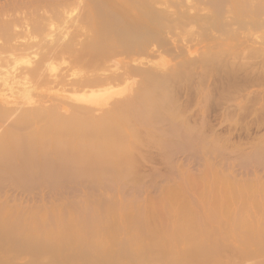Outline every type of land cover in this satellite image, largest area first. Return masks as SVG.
I'll return each mask as SVG.
<instances>
[{
    "label": "bare ground",
    "instance_id": "6f19581e",
    "mask_svg": "<svg viewBox=\"0 0 264 264\" xmlns=\"http://www.w3.org/2000/svg\"><path fill=\"white\" fill-rule=\"evenodd\" d=\"M20 2L22 1L9 0L0 6V64L6 60H4L5 57L6 61L12 62L9 68L0 70V86L2 88L6 86L3 89L0 87L1 190L5 189V186H12L14 189V186L19 185L27 189L35 182L57 189L66 183L83 181L89 182L90 185H103L104 182L108 185V182L122 189L127 182L129 186H132L133 184H130L133 180L138 181L136 176L133 180L128 176L131 174L128 171V165H130L128 160L132 157L130 150L135 148L132 146L136 143L142 142L138 143L139 139L136 138L138 126H149L146 128L151 129L149 132L151 133L152 125L161 124L165 118L163 111L168 103L167 101L163 103L167 96L165 97L163 94L165 91L161 88L165 85L159 86V83L167 76V72L160 80L161 76L155 74L157 71L150 69L151 65L155 67L154 64L159 63V60L156 59L155 63L148 59L149 53H153L152 50L155 49L154 47L150 50L148 45L152 43V46H155L153 39L157 35L159 38H156L160 39L162 34H170L172 29L180 25L202 21L197 22L199 23L197 25L207 32H214L209 36L219 45L227 43V39L240 40L239 45L234 44L237 46L232 52L235 57L237 56L235 51L240 54L244 49V52L246 50L248 52L250 48L259 50L257 48L264 47V37L260 38L258 35L259 38L256 36L258 40L254 39L257 32L253 33V39L250 36L248 39L243 33L245 36L242 37V35L239 38L238 32L239 28L251 31L259 30V28L263 30L261 28L264 27V0H184V3L183 0H38L35 2L26 0L24 2L36 9L32 24L28 17V20L22 22L23 17L26 16L25 14L22 16V12V17L15 14L13 7L17 10L16 6ZM72 3L73 7L69 8V13L74 16L70 19L69 30L56 36L34 34L42 30V20L47 18V12L53 10L54 14H59L65 7L72 6ZM182 3L186 7L185 10H181L183 7L180 9V5L183 6ZM40 7V11L37 10ZM195 7L197 10L193 11ZM76 8L77 12H75ZM9 9H12L13 13L6 14L12 11ZM199 10L202 11L199 13ZM241 30L239 29L240 32ZM204 34L206 35V32ZM249 35L252 36V34ZM162 37L161 41L154 40L160 43L164 50L165 37L168 43L169 37L167 35ZM215 41L213 45H216ZM246 43L249 46H246ZM160 45L158 44V47L156 45V49L160 48ZM34 47H40V52L33 49ZM231 47L233 46H230V50L227 51L231 52L233 50ZM171 48H168L170 50L165 48V51L172 52ZM174 51L176 52L177 49ZM218 52L216 55H221L222 52L219 54ZM249 52L247 55L250 56L251 52ZM177 53L175 56H179L180 53ZM223 53L227 54L225 50ZM38 54L40 57L35 61L34 58ZM45 54H51L53 58H57L58 62L43 64ZM208 54L207 52L208 59L216 60V56L208 57ZM211 54L215 55L213 52ZM239 54L238 57L241 56ZM251 54L253 57L254 53ZM245 57L242 56L241 59ZM207 58V62L210 63ZM233 59L236 58L233 57ZM246 59L242 61L248 63L251 60L248 58L246 61ZM262 59L261 57L260 60ZM149 60L154 63H148ZM219 60L217 61L222 63ZM183 61L187 63L188 59ZM232 61L231 58V63L236 60ZM226 63L230 64L229 61ZM250 63L248 64L253 65ZM61 64L63 67L59 68L62 71H58V66ZM180 64L183 63L180 62ZM211 64H214L213 61ZM18 65H21L19 71ZM216 65L210 66L212 69L213 67L217 69ZM161 66L163 67V63ZM240 66L243 68L242 72L246 70L242 65ZM250 67L247 71L251 72ZM261 67L256 68L261 69L263 73ZM231 68L233 69V66ZM16 71L18 75L22 73L19 79H16L17 76L15 78ZM178 73L176 71L175 74ZM238 74L241 75L240 72ZM169 76L171 73L165 78L169 79L166 80L167 83L170 81ZM224 76L225 73L223 78ZM161 83H165V80ZM12 84L20 87L14 90L17 85ZM133 85L137 87L134 86V88ZM157 88L165 98L163 102L162 97L155 95ZM4 89L9 93H6ZM35 90L38 91L35 92ZM110 103L115 105L113 104L111 108ZM97 109L103 112L96 114ZM170 113L166 112L167 116ZM176 128L172 129L173 132L177 131ZM141 129L140 132L143 131ZM171 129L169 128V131ZM145 131L147 130L143 132ZM170 132L169 137H172L173 133ZM178 134L176 136L181 133ZM150 137V141L155 142L152 139L153 134ZM184 139H182L184 142L187 141ZM157 140L160 141V139ZM203 141L206 142L205 139ZM166 142L168 144L169 141L166 140ZM180 145L181 142L177 146ZM195 145L197 147V144ZM257 151L264 158V147H259ZM189 176L181 175V180L178 178L181 181L178 180L179 184H176L177 180L174 184L172 181L170 186L165 184L163 190L161 186L162 192L160 191L157 201L154 200L156 204L151 203L152 200L149 202L148 199V202L140 204L141 202H136L133 197L121 195L119 192L117 200L113 199L114 196L108 200H106L107 197L96 200L87 197L68 205L64 203L67 205L65 207H62L60 203L49 206L38 204L42 207L35 206L36 208L32 209L27 207L28 210H25L23 207L18 208L15 204L6 203L7 200L3 202L0 198V261L6 257L5 251L12 249L15 254L28 252L31 256L28 264H70L73 262L72 258L79 261L75 262L77 264H145V262L151 264L158 260L171 262V264L174 262L183 264L187 260H192L191 263L189 261L190 264H197L195 260L202 264H238L244 261H248L249 264H264V197L259 198V201L254 199V203L257 202L253 204L255 209L252 207L251 212L249 211L251 207L248 209L244 202L246 210L245 206L242 209L240 202L242 208L234 210L231 208V201L227 202V193L231 190L250 189L249 191L252 190V192L253 190L261 192L264 191L263 186L230 185L229 176L213 171L205 172L200 177L202 183L199 182V176L197 177L196 193L199 192L197 194L201 205V209L198 210L197 207L196 209L192 206L195 205L194 203L192 205H189L191 202L187 203L189 199L184 201L180 199L182 194L186 193V189H189L188 191L195 189L193 179ZM177 177L174 178L177 179ZM110 189L113 188L110 187ZM211 193L219 198H210V195L207 198V194ZM242 193L244 194L245 191ZM251 195V199L250 195L246 196V199H249L247 201L242 198L247 205L248 201L251 204L252 197L255 196L253 193ZM240 198H237L238 201ZM232 242L239 244L233 246ZM224 252L227 253L223 254ZM180 261L183 262L180 263ZM187 263L184 262V264ZM0 264L15 263L7 259L5 263Z\"/></svg>",
    "mask_w": 264,
    "mask_h": 264
},
{
    "label": "rangeland",
    "instance_id": "374dc122",
    "mask_svg": "<svg viewBox=\"0 0 264 264\" xmlns=\"http://www.w3.org/2000/svg\"><path fill=\"white\" fill-rule=\"evenodd\" d=\"M21 1H22V2H20L21 4L19 3L16 6L17 10H15V7H13V10L15 11V14L20 15V17L24 16V14L26 15L23 17L22 22L29 19L30 23L32 24L33 20H35V15H36L35 10L36 9L32 8V6H30L31 4H27L26 2H24L26 0H21ZM33 1L35 2L38 0H33ZM5 2L6 3L9 2V0H0V6L2 4H4ZM27 2H28V0H27ZM183 3H184V0H183ZM183 3H182V5H183ZM18 5H19V7H18ZM74 5L76 6V4H74ZM71 7H73V3H72V6L65 7L64 11L62 8L63 12H61L59 14H54L53 10L52 11L50 10L49 12H47V18L42 20V22H43L41 25L42 30L39 32H35L34 34H38L40 36H47V34L48 35L51 34L53 36H56V35H59V33L61 34L63 31L69 30L70 29L69 28L70 23H71L70 19L72 18V16H74V15H70V13H69V10H70L69 8H71ZM184 8H186L184 5L183 6L180 5L181 10H183ZM39 9H41V7L38 8L37 10H39ZM9 10H12V9H9ZM13 10L11 12L8 11L6 14L13 13ZM76 10H77V8L75 9V12H77ZM196 10L197 9L195 7L193 11H196ZM39 11H38V13H39ZM201 11L202 10H199L198 12L200 13ZM19 12H20V14H19ZM21 12L23 13L22 16H21V14H22ZM5 17H6V15H5ZM27 17H28V19H27ZM197 22L201 23L202 21H197ZM197 22L195 21L196 24L194 22L193 23L191 22L190 24H187V25L186 24L182 25V26L180 25L178 28L176 27L177 29L176 28L172 29L175 31V33H174V31L172 33V30H171L170 34H167V33L165 34V32H163L165 35H167L169 37V39H168L169 43L171 42V44H169L167 42V37H165L166 38L165 39L166 44H163L165 46L162 45L164 47V50L161 47L160 43H157L158 41H161L160 39L163 38L162 36H165L163 34L160 36L161 37L160 39H158L159 38L158 35L157 36L155 35L158 38L152 37L155 40L158 39L157 42L153 39V41L155 42V43L153 42L154 43L153 45H155V46H152V43L150 45H148L150 50H152L154 47L156 49L158 47V44L160 45L159 46L160 48H158L156 50L153 49L152 50L153 53L150 52L148 55L149 56L148 59H150L154 62L156 59H158L159 63H156L157 62L156 61L155 62L156 64H154L156 66L153 67L151 64H153L154 62L149 60L148 63L151 62V64H150L151 68L149 67V64H148V67L151 70L157 71V72H155V71L154 72H155V74L157 73V74H159V76H161L160 80L163 79L162 77H164L166 72H167V74H166L167 76H165L163 79V81L165 80V83L162 84L161 82H163V81L160 82V80H159V82H160L159 86L160 87L165 85L164 88L162 87L161 89H163L165 92L168 91L167 93H165V92L163 93L165 95V97L167 96L165 102H163V100L165 98L163 97L162 93H160L158 91V88L156 89V93L158 92V94L155 93V95H158L160 98L162 97L161 100L163 103H166V101L168 102V103H166L167 104L166 108H168V110L163 106L165 108L164 111L162 109V111L165 113V114L164 113L163 114L167 116L166 112H168V113L171 112V113L168 114L167 119H166V116H165V118L163 116V118H164L163 121L164 120L165 121L163 122L161 120L162 121L161 124L157 123V122H156L157 124H153L152 126L154 129L152 128V126H150V128H152L151 133H149L151 129L149 130V128H146L149 126H146V127H144L145 125L144 126L141 125L142 127L138 126L139 128L137 129V131L139 130L138 135L140 137L138 138V135L136 134V138H137V140L139 139L138 143L140 141H142V142H140L141 144L136 143L137 145L135 144L134 146H132V147H135L134 149L131 148V150H130V152L132 151L131 153L129 152L130 156H132V157L129 160L127 159L130 162V165H128V167H129L128 171L131 172V174L128 175L129 179L131 177V180H133L135 178L134 176H136V179L138 181H136V179H135V181L137 182V184L133 180V182L130 184V185L133 184L132 186H129V184L127 182V185L126 186L124 185L125 188L122 187V189H120L121 187L120 188L117 187L118 185L114 184L116 186V188H115V186L113 184H110L108 182H107V184L110 186L106 185L104 182L103 185H105L106 186L105 187L102 184L101 185L100 184L99 185L98 184H93V185L91 184L90 185V183L86 182V181L66 183L64 186L57 188V189L51 188V187L49 188V187H47L46 184L42 185V183L39 184V182H38V184H36V182H35V184L31 185L30 187L28 186L27 189H25L24 186L19 187L20 185L18 187L14 186V189H12L13 188L12 186H5V189H2V190L0 189V196L3 195L0 198L3 200V202H5V200H7L6 203L15 204L16 206H18V208L20 207L22 209V207H23L25 210L36 208L35 206L38 207L39 205H42V206H47V205L49 206V205H55V204L57 205V203L58 204L60 203V205L62 207H65L72 202L80 201V200L87 198V197H88V199H91V200H96L98 198L104 199L103 197H107V199L106 198L105 199L108 200L110 198H113V196H114L113 199L116 198V200H117V198H118L117 193L120 192L119 194H121V195L133 197V199H135L136 202H138V203L141 202L140 204H142V203L144 204V203H146V201L148 202V200H149V202H151V200H152L153 202H151V203L156 204L155 203L157 201L156 199L161 194L160 193L161 186H163V188H162V190H163L166 185L170 186L171 182L173 181V184H174L176 180H177L176 184H179V182H181L180 181L181 175L185 174L187 176L190 175L189 176L190 178L192 177L193 180L192 179L191 180H192V183L194 184L195 189H191L192 191H188L189 189H186L185 190L186 193L184 195L182 194L180 199L183 201L189 199V200H187V203L191 202L190 204L188 203L189 205H192V203H194L195 205H192V206H195V208L197 207L198 210H200L201 209V205H200V201H199L200 197L197 194L199 192L196 193L197 187H198V179L200 180V177L203 176L205 174V172L209 173L210 171L216 172L218 174H222V175L227 176V177L229 176L228 181H229L230 185H237V184H239V185L240 184H246L247 186H248V184H250L249 186H253V185L261 186L262 185L264 188V161H263L264 158H263L262 154L257 151V149H259V147H264V95H263L264 94V76H263L264 75V70H263V68H264V62H263L264 50H263V48L264 47L261 46L260 48H257L260 51L252 49L249 47L250 52L254 53L253 57H251L252 54L249 52V50H248V52L250 53V56L247 55L248 54L247 50L245 51L247 53H245L244 52L245 49L242 47L244 50H242L240 52V54L238 52L236 53V51H235V54L237 55L235 57V56H233L232 52H234V49L237 48L236 45L240 42V40H238V39H235V40L234 39H227L226 40L227 43H225V44L229 43L228 44L229 46L225 45V44L219 45L215 41V39L213 40L212 37L209 36V34L212 35L214 32L211 33L210 31H208V32H210V33H208L203 27H202L203 28V31H202V28L198 26L199 23H197ZM191 25H193V26H191ZM239 29L240 30L242 29L241 32L239 31ZM239 29H238V32L240 34L239 38H241V36L243 34H246V37H248V39H250V38L253 39L254 36L256 37L258 35H260V38L264 37V27L261 28V29H263L262 31L260 30V28H259V30H255V31L254 30L253 31L246 30L245 28H239ZM246 31L248 34L246 33ZM204 32H206V35L204 34ZM261 32L263 34H260ZM253 33L254 34L256 33V34L253 36ZM249 34H252V36ZM244 36L245 35H243L242 37H244ZM249 36H250V38H249ZM258 38H259V36H258ZM177 39H179L180 41H178ZM254 39L258 40L257 37ZM213 41L216 42V45H213ZM235 43H236V45L234 46ZM156 45H157V47H156ZM184 45H185L186 49H185ZM218 45H219V47H218ZM245 45L249 46V45H247V43ZM166 46L167 47L169 46L168 48H171V46H174V48L178 46L177 48H175V49H177V51L175 52L174 51L175 49L173 47L171 48L172 52L165 51V48H166V50H170ZM230 46H233V47H231L233 49V50L231 49L232 50L231 52L227 51ZM180 47H182V48H180ZM212 47H214V48H212ZM178 48L182 49L181 50V53L183 52L182 54L180 53V49L178 52ZM222 48H224V49H222ZM33 49H36V51L40 52V47H37V48L34 47ZM183 49H185L187 51V53L185 50H184L185 51V53H184ZM212 49L215 50L216 52H218V51H220V49H222L220 52H218V54L222 52L221 55L219 54L217 56L216 52H214ZM209 50L210 51L212 50L211 53L213 52V53H215V55L211 54ZM224 50L226 51L227 54L223 53ZM163 51H165V52H163ZM255 51L257 53H255ZM177 52L180 53L179 56L177 55L178 54ZM207 52L209 53L208 57L210 55H211V57L216 56L218 59H220L219 61L222 62L223 64L219 63L217 61L218 59L215 57H214L216 59L215 61L211 60V58L208 59L206 57ZM166 53H168V54H166ZM169 53H171V55ZM175 53H177L176 54L177 56H175ZM200 53L202 55H200ZM238 54L241 56L238 57ZM244 54H246L247 56ZM256 54H257V56H256ZM226 55H227V57H226ZM231 55L236 59H233V57H231ZM242 56H244V57L246 56L245 58H247V59L249 58V60L251 59L250 62L252 61L251 63L253 65H249L248 63H250V62L247 63V62L242 61V60H245V58L241 59ZM39 57H40V54H38L34 58V60L37 61L39 59ZM225 57H226V59L228 58L230 60L227 59V61H226ZM261 57L263 58L262 61L260 60ZM44 58L45 59L43 60V64L57 63L58 62L57 58H53L51 56V54H45ZM206 58L208 59V61L210 63L207 62ZM214 58H212V59H214ZM231 58L233 61L236 60V61H234V63L236 62V64L231 63ZM252 58H254L255 60H253ZM5 59L7 60L6 57L4 58V60ZM187 59H188V61H187ZM223 59H224L225 63L229 61L230 64L229 63L225 64ZM247 59H246V61H247ZM6 60L4 62H1V64H0V67H1L0 70H2V71H4L6 68H9L10 65L12 64L11 61H9V60L6 61ZM160 60L163 63V67L161 66L162 63L160 62ZM183 60L187 61V63L189 62L188 65L191 64L192 66L187 65V67H186L187 63H185ZM194 60H196V61H194ZM203 60H205L206 63ZM211 61H213L214 64H211ZM238 61H239V63H238ZM259 61L263 62V64ZM180 62H182L183 64H180ZM240 63H242V64H240ZM215 64H217L216 67H218V68L216 69L215 67H213V69H212L211 66H215ZM239 64L242 65L244 67V69H246V70H244L242 72L241 70H243V68ZM255 64L256 65L259 64V66H256ZM261 64H262V67H261ZM175 65H177V66H175ZM237 65H239V67H236ZM246 65H248V66H246ZM232 66H233V69L231 68ZM59 67L62 68L63 65L62 64L59 65L58 69H57L58 71L59 70L62 71V69H60ZM249 67L252 69L251 72L249 71L250 70ZM252 67H254V68H252ZM256 67H261L263 73H261V69L256 68ZM19 68H21V65H18V71H19ZM237 68H238V70H240L239 72L241 75L238 74L239 72H237L238 71ZM179 69H181V70L179 71ZM247 69H249V70L247 71ZM257 69L260 71H258ZM222 70H223V73H222ZM234 70H236L235 71L236 73H234ZM256 70H257V72H256ZM18 71H16V73H17L15 75V78L17 76L16 79H19L20 76L22 75V73L20 75H18ZM176 71H177V73H178V71L180 72V73H178L179 75L175 74ZM229 71H231V72H229ZM246 71L248 72V74L250 76L247 74ZM207 72H208V74H207ZM244 72L246 75L244 74ZM259 72H260V74H258ZM160 73H161V75H160ZM170 73H171L172 77L169 76L170 81H169V83H167L168 81H166V80H169V79L168 78L165 79V78L168 77V74L170 75ZM224 73H225V76L223 78ZM227 73H228V75H227ZM254 74L256 75V77ZM191 78H193V79H191ZM172 79H173V82H172ZM9 80L11 81V79H9ZM231 80H232V82H231ZM170 82H172V84ZM174 82H175V84H174ZM12 85L16 86L17 84H12ZM135 85L138 86V84H135ZM135 85H133V87ZM18 86L19 85L14 87V90H16L15 88L20 87V86L19 87ZM137 86H135V87H137ZM169 86H171L172 89ZM0 87L2 88V86H0ZM4 87L6 88V86H4ZM165 88L167 89V91ZM4 90L6 93L8 92L6 89H4ZM163 90H162V92H163ZM37 91L38 90H35V92H37ZM172 92H174V93H172ZM166 94H168V95H166ZM158 96H157V98H158ZM169 101H171V102H169ZM187 101H188V103H187ZM113 104L110 103L109 106L110 107L114 106L115 104L114 105ZM252 104H253V106H252ZM171 105H173V106H171ZM248 107H249V109H248ZM171 109H173V110H171ZM174 110L176 112V113L174 112L175 114L173 113ZM100 112L102 113L103 111L100 109L95 110L96 114H99ZM239 113H240V115H239ZM178 114H180V115H178ZM181 118H182V120H181ZM168 120H171V121L169 122ZM179 120L182 121V123ZM171 122L173 124L175 122V125L177 127L178 126L179 127L176 128V126L173 125ZM185 124L186 125L188 124V126H185ZM154 125H156V126H154ZM182 125H183V127H182ZM172 126H173V128L177 129V131H178V132L176 131L177 133L175 131L173 132ZM168 127L170 129L172 128L170 131H172L173 134L174 133H176V134L181 133V134L180 135L178 134L179 136H176V134H174V136H173V134H172L171 136L174 138L169 137L171 132L169 131ZM184 127H186L185 128L186 130H184ZM140 128H142L141 130H143V131L144 130H147V131L149 130V131L148 132L145 131V133L143 131H141L142 132L141 133ZM156 128H158V129H156ZM182 129L184 130L185 134L183 133ZM160 130H164L165 132L162 131L163 132L162 133ZM141 134H144L145 136H143ZM146 134H147V136H146ZM150 134L151 135L153 134L154 138H152V139H154V141L157 143L153 142V140L150 141V139H149V138H151ZM164 136H166V137H164ZM145 137H147L149 140ZM177 137H181V138L178 139ZM183 137H185V139ZM146 139H147V141H146ZM157 139H160V141ZM182 139L187 140V141L184 142ZM201 139H202V141L205 139V141L208 143H206L204 141L202 143ZM166 140L169 141L168 144H167ZM178 140H179V142H178ZM188 140L191 141V142L189 141V143H188L189 145L185 144L188 142ZM262 141H263V143H261ZM173 142L175 144H173ZM180 142H181L180 146H182L183 148L180 146H177L180 144ZM194 143L197 144V147ZM183 144H185V145H183ZM191 144H194L195 146L194 145L191 146ZM198 144L200 146H198ZM203 144H205L204 147H202ZM167 145L169 147H166ZM185 146H187V148ZM193 147H195V148L193 149ZM205 152H207V153H205ZM258 156H260V157H258ZM131 162H132V164H131ZM204 165H205V167H204ZM211 167L213 168V170ZM207 168H208V170H207ZM205 170H207V171H205ZM175 171H177V172H175ZM178 171H179V173H178ZM202 171H203V173H202ZM188 172H189V174H187ZM171 173H172V175H171ZM177 174H179V175H177ZM192 174L194 175V178H193ZM195 175H196V177H195ZM198 176H199V178L197 179ZM174 177H177V179ZM178 180H179V182H178ZM194 180H195V182H194ZM199 182L202 183V180H200ZM199 185H201V184H199ZM110 187L113 189H110ZM129 187H130V189H129ZM139 187H141V189ZM249 190H247V191L250 192L249 193L250 199H251L252 193L255 196L252 197L253 202L251 201V204H250V201H248V205L244 201V199L246 201L249 200V199H246L247 198L246 196H249L248 192L246 190H239V191H241V193H242V191L243 192L245 191L244 194L242 193V195H243L242 197L240 195L241 193L238 190H235L236 192L234 190H231L230 193H227V202L230 203V201H231L230 204H232L231 208L233 210L235 208L236 209L242 208V206H243L242 209H244L245 205L248 206L247 207L248 209L251 207L249 209L250 212H251V210L255 209L253 204H255L257 201H259L260 200L259 198L262 199L264 197V195H263L264 191H261L262 192V194H261L260 191L256 192V190H253V192H252V190L251 191H249ZM187 191H188V193H187ZM232 191H233V193H231ZM114 193H115V195H114ZM234 193H237L238 196H237V194L235 195ZM212 194L213 193L207 194V198H209V195H210V198H215V199L217 197L219 198V196H217L218 192H217V195L215 197ZM214 194H216V193L214 192ZM245 194H247V195H245ZM11 195H13V196H11ZM256 195H258V197ZM11 198H12V200H10ZM196 198H197V200H196ZM237 198H240V201H238ZM242 198H244V199H242ZM254 199L257 200V201H255V203H254ZM154 200H155V202H154ZM241 200H243V201H241ZM193 201H195V202H193ZM235 201H237V202H235ZM196 202H197V204H196ZM239 202L242 204V206ZM243 202L245 205H243ZM64 203H66L67 205H65ZM63 204H64V206H63ZM196 205H198V206H196ZM249 205H251V206H249ZM42 206H39V207H42ZM246 206H245V210L247 209ZM27 207H29V208L27 209ZM252 207H253V209H252ZM232 244H233V246H235L236 244L238 245L239 243L238 242H232ZM225 253H227V252H224L223 254H225ZM5 255H6V257H4L5 261H7V259H8V261L11 260L12 263H15V264H28L31 261V256L28 252H21L20 254H15V252L12 249H10V250L5 251ZM4 259L3 260L1 259L0 263H3V262L5 263ZM72 260H73V262H71L70 264H72V263L77 264L79 262V261L77 262V260L75 258H72ZM189 261H190V263L192 262V260H189ZM189 261L187 260L184 262L189 263ZM75 262H77V263H75ZM181 262H183V261H180V263ZM184 262H183V264H184ZM193 262H194V260H193ZM195 262H197V264H202L201 262H198L196 260H195ZM155 263L156 264H159V263L160 264H171V262H167L164 260H158L155 262L153 261L151 264H155ZM177 263L179 264V262H174L173 264H177ZM145 264H149V263L145 262ZM194 264H196V263H194ZM238 264H249V262L244 261V263L239 262Z\"/></svg>",
    "mask_w": 264,
    "mask_h": 264
}]
</instances>
